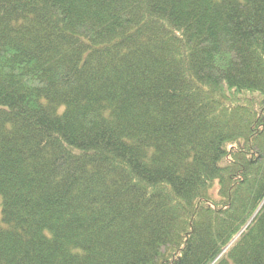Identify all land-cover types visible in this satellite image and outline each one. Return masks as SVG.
Masks as SVG:
<instances>
[{
	"label": "trees",
	"instance_id": "obj_1",
	"mask_svg": "<svg viewBox=\"0 0 264 264\" xmlns=\"http://www.w3.org/2000/svg\"><path fill=\"white\" fill-rule=\"evenodd\" d=\"M0 264H264V0H0Z\"/></svg>",
	"mask_w": 264,
	"mask_h": 264
}]
</instances>
